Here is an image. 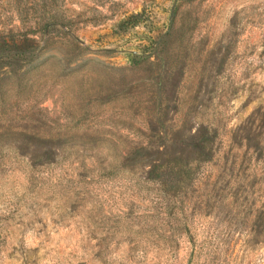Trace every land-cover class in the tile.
<instances>
[{
  "label": "rangeland",
  "instance_id": "374dc122",
  "mask_svg": "<svg viewBox=\"0 0 264 264\" xmlns=\"http://www.w3.org/2000/svg\"><path fill=\"white\" fill-rule=\"evenodd\" d=\"M0 264H264V0H0Z\"/></svg>",
  "mask_w": 264,
  "mask_h": 264
},
{
  "label": "trees",
  "instance_id": "16d2710c",
  "mask_svg": "<svg viewBox=\"0 0 264 264\" xmlns=\"http://www.w3.org/2000/svg\"><path fill=\"white\" fill-rule=\"evenodd\" d=\"M139 17H140V14L139 13H135V14L131 15V18L132 19H135L134 22H137L138 19H139ZM158 175H161L162 176V175H165V174L159 173Z\"/></svg>",
  "mask_w": 264,
  "mask_h": 264
}]
</instances>
